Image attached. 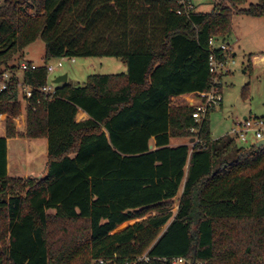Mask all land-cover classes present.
<instances>
[{
    "label": "trees",
    "instance_id": "1",
    "mask_svg": "<svg viewBox=\"0 0 264 264\" xmlns=\"http://www.w3.org/2000/svg\"><path fill=\"white\" fill-rule=\"evenodd\" d=\"M245 3L221 0L187 17L177 0H0V73L38 39L45 63L24 72L36 87L63 56L127 65L62 83L52 99L34 93L25 135L47 138L42 178L8 174L21 104L15 91L0 96L9 114L0 135L1 264H171L179 256L264 264V145L215 138L210 111L198 123L194 107L174 101L211 89V53L223 56L211 39L229 38L234 14L264 17V0ZM80 109L89 118L78 121ZM196 136L193 148L172 145Z\"/></svg>",
    "mask_w": 264,
    "mask_h": 264
},
{
    "label": "rangeland",
    "instance_id": "2",
    "mask_svg": "<svg viewBox=\"0 0 264 264\" xmlns=\"http://www.w3.org/2000/svg\"><path fill=\"white\" fill-rule=\"evenodd\" d=\"M219 1L221 0H193L196 10L201 12L211 11ZM257 1L246 0L243 7H247L250 3H256ZM216 41L229 42L232 52H228V54L232 53L231 60H234V63L231 64V72L222 76V88H220L223 96L222 103L209 113L211 130L215 138L230 133L237 119H244V116L264 117V17L234 14L233 30L229 38L227 40L219 38ZM23 58L37 64H44V41L38 39L27 46L23 52L15 57L11 64H17ZM49 62L55 64L57 59H52ZM126 71V63L115 56L75 57L74 62L69 57H66L63 65L57 67L55 71L49 74V81L58 86L62 83L54 82L55 78L67 73L68 83L77 86L85 84L91 74H114ZM245 87H247V94L244 96ZM192 96L194 95L176 97L174 101L188 105ZM19 103L21 104V112L12 117L18 136L9 139V152L11 161H13L15 149L18 145H21L25 150V154H28L29 160L28 162L24 160L18 161L11 169V176H23L26 169L37 170L43 168L46 161L44 156L36 158L33 155L35 140L25 135L26 107L23 102ZM5 134L6 132L2 130L1 135ZM190 139L177 138L173 141H184L192 148L193 143ZM29 150L30 154L28 153ZM180 197L181 191L174 199V211L179 207ZM155 213L153 211L151 214ZM139 219L126 221L117 230H121Z\"/></svg>",
    "mask_w": 264,
    "mask_h": 264
},
{
    "label": "built area",
    "instance_id": "3",
    "mask_svg": "<svg viewBox=\"0 0 264 264\" xmlns=\"http://www.w3.org/2000/svg\"><path fill=\"white\" fill-rule=\"evenodd\" d=\"M179 7L176 12L180 15L189 17L192 12L196 10V6L193 0H177ZM212 49L219 48L223 51V56L217 55L214 51L210 56V71L213 75L214 82L210 90L199 92V96H192L191 101L188 103L189 106L194 107L193 117L196 122L200 123L206 117L209 111L215 109L222 103L223 96L217 83L221 81V76L231 72V64L234 63L232 59V52L229 42H217L215 38L211 39ZM72 62L75 61L74 56H68ZM65 56L57 59V63L52 64L48 62L46 64L48 73L55 71L57 67L63 65ZM39 64L21 60L17 64H11L7 69L0 73V96L5 92L15 91L17 92V102H23L24 106L27 107L30 104V100L35 92L42 93L51 99L57 95V86L48 82L41 86L36 87L28 82L24 78V72L28 69H36ZM9 114L7 112L0 113V135L1 131L6 132V124ZM193 132H197V127H192ZM230 134L234 135L239 143L245 145H251L257 143V141L264 138V117H252L248 116L244 119L238 120L235 123L234 128ZM199 141L198 137H194L193 147ZM192 147V148H193ZM140 259H148L146 254H143ZM168 260V258H164ZM99 264H104L103 260L99 261ZM171 264H204L202 262H195L191 259L179 256L171 259Z\"/></svg>",
    "mask_w": 264,
    "mask_h": 264
},
{
    "label": "crops",
    "instance_id": "4",
    "mask_svg": "<svg viewBox=\"0 0 264 264\" xmlns=\"http://www.w3.org/2000/svg\"><path fill=\"white\" fill-rule=\"evenodd\" d=\"M67 82H68V80H67ZM182 96H185V95H182ZM79 113H84L85 116L82 117V118H79L78 117V114ZM246 117H248V116H244V118H246ZM87 118H89L88 113L86 111L80 109L78 111V113H77L76 119L78 121H82V120H85ZM238 120H241V119H237V121ZM9 139L10 138H8V174L10 175L12 167L14 165H16L18 163V161L24 160L25 162H28L29 158L27 157L28 154H25V150L22 148V146L21 145L20 146L18 145L16 147V149H15V153H14V156H13L14 157L13 158L14 160L11 161L10 152H9ZM32 139L35 140L34 141V150L35 151H33V155L36 158H39L41 156L46 157L45 166L43 168H39L37 170L36 169L35 170H33V169H26L24 171L23 176H12V177H30V176H35V177H38V178H42V177H44L46 175V173H47V163H48V141H47V138H32ZM43 139H45V140H43ZM175 139H177V138H175ZM183 143H186V142H184V141L174 142L173 141V144L172 145H178V144H183ZM21 152H22V154H21ZM28 153L29 154L31 153L30 150L28 151Z\"/></svg>",
    "mask_w": 264,
    "mask_h": 264
},
{
    "label": "water",
    "instance_id": "5",
    "mask_svg": "<svg viewBox=\"0 0 264 264\" xmlns=\"http://www.w3.org/2000/svg\"><path fill=\"white\" fill-rule=\"evenodd\" d=\"M67 80H68V74L65 73V74H62V75H59L58 77H56L55 80H54V82H57V83H66ZM190 140H191V142H193L194 141V137H192ZM256 145L259 146V147L262 146V145H264V138L261 139V140H259V141H257Z\"/></svg>",
    "mask_w": 264,
    "mask_h": 264
}]
</instances>
